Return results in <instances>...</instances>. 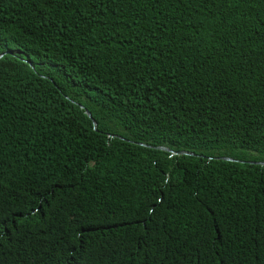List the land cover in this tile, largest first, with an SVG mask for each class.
Masks as SVG:
<instances>
[{"label": "trees", "instance_id": "obj_1", "mask_svg": "<svg viewBox=\"0 0 264 264\" xmlns=\"http://www.w3.org/2000/svg\"><path fill=\"white\" fill-rule=\"evenodd\" d=\"M248 161L264 0H0V264H264Z\"/></svg>", "mask_w": 264, "mask_h": 264}, {"label": "water", "instance_id": "obj_2", "mask_svg": "<svg viewBox=\"0 0 264 264\" xmlns=\"http://www.w3.org/2000/svg\"><path fill=\"white\" fill-rule=\"evenodd\" d=\"M85 113L88 115V116H91L90 115V112L88 110H85ZM160 149L162 150H165V151H168L169 149L166 148V147H159ZM179 154H190L188 151H184V150H181V151H178ZM221 159H224V160H230V161H236V159H233L231 157H228V156H221L219 157ZM250 163H254V164H259V165H264V161H248Z\"/></svg>", "mask_w": 264, "mask_h": 264}]
</instances>
